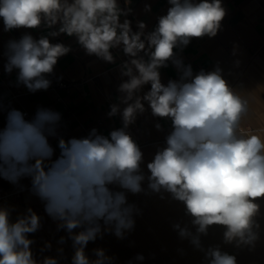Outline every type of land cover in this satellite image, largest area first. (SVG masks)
Segmentation results:
<instances>
[{
    "label": "clouds",
    "instance_id": "9594fccd",
    "mask_svg": "<svg viewBox=\"0 0 264 264\" xmlns=\"http://www.w3.org/2000/svg\"><path fill=\"white\" fill-rule=\"evenodd\" d=\"M167 14L159 17L154 31L145 35L146 25L138 23L133 32L128 11L118 0H0V17L4 30L35 29L42 22L60 34L75 36L88 55L113 62L110 49L123 46L130 60L123 65L128 77L119 86L124 127L109 136L93 129L85 138H59L60 154L53 159L49 137L56 135L61 120L58 112L37 109L31 120L17 109L7 112L0 128V177L18 184L22 177L31 178L32 191L45 201V211L60 221L71 235L75 254L72 264H109L111 258L103 249H95L96 259L85 255V247L103 231H112L123 239L134 228V205L127 202L126 192L144 191L141 172L143 154L126 131L137 113L150 106L153 116L170 118L172 131L166 147L147 164L152 192H168L186 206L196 228L174 225L181 238H188L201 248L200 236L212 225L225 227L224 242L237 247L252 246L258 239L255 217L264 198V132L245 127L251 112V97L229 86L217 67L193 75L191 66L176 58L174 49L187 46L191 38L215 37L226 10L221 0H169ZM150 10V6H145ZM143 37V39H142ZM70 48L52 44L47 36L38 40L25 34L7 45L5 71L18 70L17 82L30 92L47 90L58 58ZM145 52L148 59L139 56ZM171 60L181 72L178 81L161 83L159 68ZM150 90L137 95L144 85ZM120 111L111 106L110 116ZM157 129L161 126L156 125ZM121 191H113L110 186ZM10 209L0 208V264H38L33 259L26 234L40 227L39 216L29 208L27 214L10 222ZM82 228L78 234L74 229ZM61 243L64 239L61 238ZM51 247V245H47ZM209 264H236V257L220 248L209 247L205 253ZM143 260L142 255L136 257ZM43 264H57L47 257Z\"/></svg>",
    "mask_w": 264,
    "mask_h": 264
},
{
    "label": "crops",
    "instance_id": "0c3cea01",
    "mask_svg": "<svg viewBox=\"0 0 264 264\" xmlns=\"http://www.w3.org/2000/svg\"><path fill=\"white\" fill-rule=\"evenodd\" d=\"M199 2V0H195ZM121 9L128 11L126 16L120 17L131 22L133 32L140 31L138 23L143 22L146 27L145 35L154 31L158 19L167 14L171 7L169 0H118ZM226 10V16L221 21V28L215 37L207 35L201 38H191L187 46L174 49L176 58L182 60L183 65L191 66L193 75L201 70L214 71L221 69L223 78L234 90L251 97V112L245 127L264 132V0H221ZM150 6L146 10L145 6ZM59 25L48 28L43 22L35 29L16 28L4 30L3 18L0 17V96L4 102L0 106V128L6 123L7 112L17 109L24 113L25 118L31 120L37 109L45 108L61 115L56 128V135L49 137V143L54 149L53 159L59 156V138H85L93 129L98 134L109 136L113 130L124 127L122 110L126 107L121 103L123 94L119 86L129 78L122 75L124 63L130 60L123 52V46L110 49L114 57L113 62L104 61L95 55H88L79 45L75 36L60 34L56 37L49 35L58 30ZM25 34L38 40L47 36L50 43H62L70 51L58 58L52 74H47L50 80L47 90L30 92L23 84H18V70L11 73L5 71L7 63V45L9 41L19 40ZM143 39V37H142ZM145 60V52L139 53ZM167 66L158 69L161 83L167 85L170 80L178 81L181 72L171 60ZM60 80L67 81L69 88H52ZM150 84L144 85L139 96L150 90ZM145 111L137 113L135 121L126 131L140 148L143 159L141 172L145 176L142 182L143 192L132 194L126 192L127 202L134 205V228L126 231L120 239L112 231H103L102 238L97 236L85 247V255L90 260L96 259L94 250L103 249L110 257L109 264H138V255L144 258L173 257L177 264H208L205 253L209 247H219L222 252L230 255L249 258L254 255L255 248L264 246V198L255 202L260 205L259 213L254 218L259 225L254 229L258 239L252 246L237 247L235 242H224L223 234L226 230L222 225H212L207 235L200 236L201 248L197 249L188 238H181L174 225L187 227L193 234L196 228L192 225V217L187 213L183 202L175 200L168 192H152L148 188L147 177L150 172L147 164L154 159L155 154L166 147V137L172 131L170 118L152 115L150 106L142 101ZM119 105L120 111L110 116L111 106ZM161 127L157 129L156 125ZM113 191H121L118 186H110ZM20 189L19 196L9 204L0 203V208L10 209V222L26 215L31 208L40 218V227L35 233L26 234L33 243L30 245L33 259L38 264L52 257L57 264H72L75 254L71 235L64 228H58L60 221L54 220L45 211V201H42L32 191L31 178L22 177L18 184H12L0 177V190ZM82 228L73 230L78 234ZM61 238L64 242L61 243ZM51 247H47V245Z\"/></svg>",
    "mask_w": 264,
    "mask_h": 264
},
{
    "label": "rangeland",
    "instance_id": "374dc122",
    "mask_svg": "<svg viewBox=\"0 0 264 264\" xmlns=\"http://www.w3.org/2000/svg\"><path fill=\"white\" fill-rule=\"evenodd\" d=\"M126 264H129L127 259ZM138 264H177L173 257H154V258H144L141 263ZM209 264V262H208ZM236 264H264V246L255 248V253L253 256L246 258L239 256L236 258Z\"/></svg>",
    "mask_w": 264,
    "mask_h": 264
},
{
    "label": "built area",
    "instance_id": "2783aa9c",
    "mask_svg": "<svg viewBox=\"0 0 264 264\" xmlns=\"http://www.w3.org/2000/svg\"><path fill=\"white\" fill-rule=\"evenodd\" d=\"M70 84L67 81L60 80L56 86L52 88H69ZM4 100L0 96V106L3 104ZM20 189H3L0 190V203L9 204L14 198L19 196ZM45 207V205L43 206Z\"/></svg>",
    "mask_w": 264,
    "mask_h": 264
}]
</instances>
